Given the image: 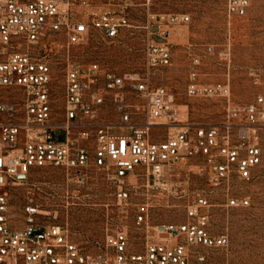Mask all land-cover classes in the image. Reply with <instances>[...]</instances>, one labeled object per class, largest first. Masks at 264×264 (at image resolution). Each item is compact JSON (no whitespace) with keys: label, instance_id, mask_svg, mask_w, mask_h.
I'll list each match as a JSON object with an SVG mask.
<instances>
[{"label":"built area","instance_id":"built-area-1","mask_svg":"<svg viewBox=\"0 0 264 264\" xmlns=\"http://www.w3.org/2000/svg\"><path fill=\"white\" fill-rule=\"evenodd\" d=\"M74 1L0 0V264H208L194 248L226 241L225 235L208 230L209 194L219 191L227 206L248 204L232 191L252 178L262 160L264 96L231 102L228 84L199 83L191 73L186 95L224 99L225 116L218 123L176 124L173 93L153 85L147 75L117 73L98 63H67L56 85L52 64L29 46L54 33L65 36L66 46L78 44L91 29L112 38L127 25L123 14L108 11L78 19L69 7ZM250 2L225 0V15L243 16ZM156 19L168 35L166 25L187 23L189 15L169 12ZM206 52L212 54L213 46L207 45ZM217 56L228 60L229 46ZM170 57L167 41L147 40V67L167 65ZM106 103L120 114L118 123L99 119ZM163 125L176 129L150 138L149 131ZM50 165L78 185L87 182L90 165L104 170L116 207L104 251L83 250L31 197L15 216L11 189L26 183L33 167ZM178 170L185 172L182 181L174 179ZM189 175L203 179L207 188L190 187ZM136 176H144L145 183L129 181ZM151 192L182 201L185 220L150 224L146 200ZM129 211L145 232L135 243L128 235Z\"/></svg>","mask_w":264,"mask_h":264},{"label":"rangeland","instance_id":"rangeland-1","mask_svg":"<svg viewBox=\"0 0 264 264\" xmlns=\"http://www.w3.org/2000/svg\"><path fill=\"white\" fill-rule=\"evenodd\" d=\"M224 1L76 0L69 7L78 19L87 21L92 15L108 11L123 14L127 25L112 38L103 36L98 29H91L83 41L69 46L65 45L62 33H54L42 44L29 46V49L52 64L56 85L67 63H98L117 73L137 72L147 75L153 85H162L173 93L179 120L176 124L218 123L225 116L226 101L187 96L185 87L191 73H195L199 83L228 84L231 102L250 103L258 94L264 96V0H251L243 16L231 18L225 15ZM169 12L187 13L189 20L166 25V35L159 30L156 16ZM147 40L168 42L171 57L167 65L147 67ZM207 45L213 46L212 54L206 52ZM227 46L229 58L222 60L217 51ZM194 58H198V63H194ZM55 90L54 106L58 107L60 90ZM106 105L108 108L101 109L99 119L118 123L120 114L111 109L112 104ZM175 129L163 125L150 130L149 135L160 139ZM259 144L262 160L253 169L252 178L232 191L233 195L246 198L248 204L227 206L225 196L219 191L209 194L208 230L212 235H225L226 241L222 246L194 248V252L205 255L208 264H264V121L259 131ZM87 170V182L78 185L67 179L60 167H33L27 182L11 189L15 216H19V205L31 197L47 212L45 217L64 225L71 239L83 250L90 254L104 251L105 237L112 228L111 218H116L113 187L104 170L91 165ZM177 173L174 179L186 178L183 170ZM129 181L143 184L145 177H130ZM188 182L190 187L207 188L205 181L197 177L189 175ZM146 201L150 224L185 220L182 201L178 199H166L151 192ZM132 213L129 211L126 223L129 238L135 243L145 232L134 225Z\"/></svg>","mask_w":264,"mask_h":264},{"label":"bare ground","instance_id":"bare-ground-1","mask_svg":"<svg viewBox=\"0 0 264 264\" xmlns=\"http://www.w3.org/2000/svg\"><path fill=\"white\" fill-rule=\"evenodd\" d=\"M177 110V109H176ZM178 120V119H177ZM181 120V119H180ZM179 121V120H178Z\"/></svg>","mask_w":264,"mask_h":264}]
</instances>
